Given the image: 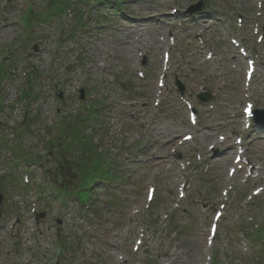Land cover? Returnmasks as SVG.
Masks as SVG:
<instances>
[{
	"label": "rangeland",
	"instance_id": "1",
	"mask_svg": "<svg viewBox=\"0 0 264 264\" xmlns=\"http://www.w3.org/2000/svg\"><path fill=\"white\" fill-rule=\"evenodd\" d=\"M100 1L0 0V145L24 151L0 146V264H264V132L244 116L264 108V0ZM87 95L98 108L75 124L82 157L59 160L112 180L60 207L44 144L86 115ZM26 176L44 199L21 190ZM33 201L46 212L35 229ZM64 238L81 247L61 254Z\"/></svg>",
	"mask_w": 264,
	"mask_h": 264
},
{
	"label": "trees",
	"instance_id": "2",
	"mask_svg": "<svg viewBox=\"0 0 264 264\" xmlns=\"http://www.w3.org/2000/svg\"><path fill=\"white\" fill-rule=\"evenodd\" d=\"M74 139H77V138H75L74 137ZM68 149H69V147H67ZM87 150V149H86ZM85 150V151H86ZM64 168L65 167H63L62 169L64 170ZM99 167H94L93 169H90L89 171H84V172H82L81 174L83 175V176H80V179H82V180H80L79 179V174L78 173H76L73 177H72V180L74 179V180H76V181H78V184L79 185H82V190H80L79 191V189H78V187H74L72 190L73 191H75V192H77V193H79V192H81V195L80 196H84V198L86 197V193L87 192H90L91 191V189H90V187L88 188V185H87V183L88 182H94L96 179L97 180H102L103 178H104V176H103V174H105V172L104 173H102L101 175H100V177H98V171H97V169H98ZM99 179H98V178ZM66 185H65V183H63V185H62V188H61V191L62 192H64V191H66V187H65ZM79 191V192H78ZM79 197V196H78ZM81 198V197H80Z\"/></svg>",
	"mask_w": 264,
	"mask_h": 264
},
{
	"label": "bare ground",
	"instance_id": "3",
	"mask_svg": "<svg viewBox=\"0 0 264 264\" xmlns=\"http://www.w3.org/2000/svg\"><path fill=\"white\" fill-rule=\"evenodd\" d=\"M126 43V42H125ZM129 42H127L126 44H128ZM161 44V43H160ZM160 44L157 46V47H160ZM230 148L232 149V150H235L236 148H235V146L233 145V144H230Z\"/></svg>",
	"mask_w": 264,
	"mask_h": 264
},
{
	"label": "water",
	"instance_id": "4",
	"mask_svg": "<svg viewBox=\"0 0 264 264\" xmlns=\"http://www.w3.org/2000/svg\"><path fill=\"white\" fill-rule=\"evenodd\" d=\"M194 10H196V8H193V10H192V11H194ZM42 217H43V215H42Z\"/></svg>",
	"mask_w": 264,
	"mask_h": 264
},
{
	"label": "snow or ice",
	"instance_id": "5",
	"mask_svg": "<svg viewBox=\"0 0 264 264\" xmlns=\"http://www.w3.org/2000/svg\"><path fill=\"white\" fill-rule=\"evenodd\" d=\"M247 111V110H246Z\"/></svg>",
	"mask_w": 264,
	"mask_h": 264
}]
</instances>
